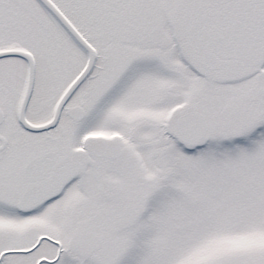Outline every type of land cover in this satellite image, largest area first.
<instances>
[{
    "label": "snow or ice",
    "instance_id": "obj_1",
    "mask_svg": "<svg viewBox=\"0 0 264 264\" xmlns=\"http://www.w3.org/2000/svg\"><path fill=\"white\" fill-rule=\"evenodd\" d=\"M0 264H264V0H0Z\"/></svg>",
    "mask_w": 264,
    "mask_h": 264
}]
</instances>
